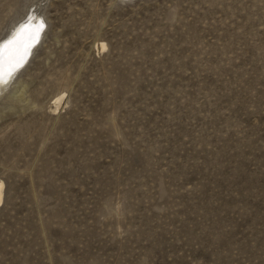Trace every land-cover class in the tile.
<instances>
[{"label": "rangeland", "instance_id": "obj_1", "mask_svg": "<svg viewBox=\"0 0 264 264\" xmlns=\"http://www.w3.org/2000/svg\"><path fill=\"white\" fill-rule=\"evenodd\" d=\"M32 16L0 264H264V0H0V43Z\"/></svg>", "mask_w": 264, "mask_h": 264}, {"label": "bare ground", "instance_id": "obj_2", "mask_svg": "<svg viewBox=\"0 0 264 264\" xmlns=\"http://www.w3.org/2000/svg\"><path fill=\"white\" fill-rule=\"evenodd\" d=\"M31 18L29 17L26 22H20L16 25L9 36L0 43V87H4L11 80L16 69L19 70V67L23 66L22 63L26 61L30 49L41 35L43 23L37 17ZM104 48L105 44L102 43L101 49ZM62 97L59 96L55 99V109L61 103ZM1 195L2 182H0V201Z\"/></svg>", "mask_w": 264, "mask_h": 264}]
</instances>
